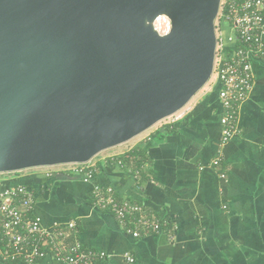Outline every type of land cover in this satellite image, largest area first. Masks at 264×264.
<instances>
[{
  "label": "water",
  "instance_id": "95a60500",
  "mask_svg": "<svg viewBox=\"0 0 264 264\" xmlns=\"http://www.w3.org/2000/svg\"><path fill=\"white\" fill-rule=\"evenodd\" d=\"M219 3L0 0V173L87 163L188 104L213 73Z\"/></svg>",
  "mask_w": 264,
  "mask_h": 264
},
{
  "label": "crops",
  "instance_id": "0c3cea01",
  "mask_svg": "<svg viewBox=\"0 0 264 264\" xmlns=\"http://www.w3.org/2000/svg\"><path fill=\"white\" fill-rule=\"evenodd\" d=\"M252 70V89L238 109V133L224 145L215 80L213 91L209 87L188 104L178 121L155 126L126 149L94 156L87 163L96 167L90 182L74 165L19 174L18 181L33 190V215L45 227L73 219L82 247L108 253L100 264H264V58L252 61ZM134 147L145 166L132 159L127 170L110 159ZM217 155L219 165H211ZM133 169L139 170L136 179ZM15 180H2L0 187ZM96 184L143 205L165 228L133 237L94 205ZM125 251L133 262L122 257ZM34 264L59 263L45 257Z\"/></svg>",
  "mask_w": 264,
  "mask_h": 264
},
{
  "label": "built area",
  "instance_id": "2783aa9c",
  "mask_svg": "<svg viewBox=\"0 0 264 264\" xmlns=\"http://www.w3.org/2000/svg\"><path fill=\"white\" fill-rule=\"evenodd\" d=\"M154 26L159 34L171 29L170 20L164 16H159ZM215 35L213 73L220 85L222 146L238 133V109L247 99L254 81L252 61L264 58V0H220ZM188 104L168 116V123L178 121L189 109ZM128 151L121 157L110 156V159L130 170L125 163L132 160ZM87 163L69 165L76 167L74 170L83 175V181L90 182L96 167ZM219 163V155L211 160V165ZM131 172L136 179L139 170ZM221 177L225 175L222 173ZM33 196V190L22 182L12 181L0 187V261L34 264L50 257L59 264H100L109 257L103 250L82 247L74 235L76 223L73 219L63 225L43 226L33 215ZM92 197L94 205L113 214L133 237L158 233L165 228L161 218L143 205L117 198L111 187L94 185ZM122 257L128 262L134 261L128 251L123 252Z\"/></svg>",
  "mask_w": 264,
  "mask_h": 264
},
{
  "label": "rangeland",
  "instance_id": "374dc122",
  "mask_svg": "<svg viewBox=\"0 0 264 264\" xmlns=\"http://www.w3.org/2000/svg\"><path fill=\"white\" fill-rule=\"evenodd\" d=\"M225 31L228 33V29L227 27H225ZM216 73L214 72L212 77H210V80L208 81V83L206 85H204L195 95L194 97L191 99V101L189 102V104L193 103L200 95H202V93L204 91H207L209 89V87L212 89L215 88V86L217 85L216 83ZM170 118H165L161 121H159L158 123H156L155 125H153L151 128H149L148 130H146L145 132L141 133L140 135H138L137 137H141L142 135L144 134H147V132H149L151 129H153L155 126L157 125H162L166 122L169 121ZM136 136L133 137L132 139H130L129 141L125 142V143H122L120 145H117V146H114L112 148H109V149H106L102 152H105V151H113L114 149L115 150H121V149H126L128 148L130 145H132L133 143H136ZM100 152V153H102ZM69 165V164H68ZM64 166H67V164H64V165H55V166H50V167H34V168H29V169H24V170H21V171H18V172H6V173H0V181L2 180H8V179H16L18 181V178H20L19 174L21 173H25L26 171H31V170H39V169H48V168H57V167H64ZM15 180V181H16ZM19 182V181H18Z\"/></svg>",
  "mask_w": 264,
  "mask_h": 264
},
{
  "label": "trees",
  "instance_id": "16d2710c",
  "mask_svg": "<svg viewBox=\"0 0 264 264\" xmlns=\"http://www.w3.org/2000/svg\"><path fill=\"white\" fill-rule=\"evenodd\" d=\"M128 153L130 154V157L135 160L138 168L145 166V158L143 157V153L136 151V147L130 149Z\"/></svg>",
  "mask_w": 264,
  "mask_h": 264
}]
</instances>
